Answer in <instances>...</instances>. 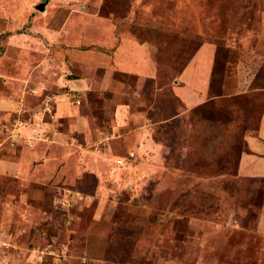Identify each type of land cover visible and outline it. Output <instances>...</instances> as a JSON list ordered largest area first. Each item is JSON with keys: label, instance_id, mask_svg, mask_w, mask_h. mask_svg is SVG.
<instances>
[{"label": "rangeland", "instance_id": "rangeland-1", "mask_svg": "<svg viewBox=\"0 0 264 264\" xmlns=\"http://www.w3.org/2000/svg\"><path fill=\"white\" fill-rule=\"evenodd\" d=\"M121 44L142 70L115 66ZM203 46L209 98L186 110L173 89ZM0 70L26 90L0 158L57 149L45 181L0 174V264H264V178L237 173L264 113V0H0Z\"/></svg>", "mask_w": 264, "mask_h": 264}, {"label": "crops", "instance_id": "crops-1", "mask_svg": "<svg viewBox=\"0 0 264 264\" xmlns=\"http://www.w3.org/2000/svg\"><path fill=\"white\" fill-rule=\"evenodd\" d=\"M123 45H119L114 52L113 60L115 66L129 71L141 69L134 60L136 58V51L130 49L129 52L124 53ZM208 46L201 47L194 57L190 59L178 79L181 85L173 89L174 94L182 102L186 110L200 106L209 98L214 57L210 56L211 50H208ZM1 61L3 62L5 59H1ZM42 63L46 65L45 69H47V72L53 75L54 69L52 68L51 61L45 59ZM81 65L83 66V64ZM109 76L110 73L107 71L104 80L96 83L100 90H110L114 85L113 80ZM107 77L110 79H107ZM22 81L18 76L10 73L8 70H0V125H3V121L8 120L11 112L19 111L17 110L19 106L18 99L20 101L25 100L24 93L26 90L22 88ZM81 81V77L76 84L72 81V92L82 94L92 88L89 81ZM38 88L40 89V87ZM34 92L38 93L37 88ZM62 104H64L63 101H56L57 114L59 115H62L65 110L59 106ZM116 109V113H120L123 106H118ZM68 111L70 110L68 109ZM30 138L33 139V137ZM39 141L34 142L35 144L32 147L29 146V142L22 144L21 149L17 151L15 160L4 161L0 158V174L16 172L19 176H24L29 181H45L48 177V170L55 166V160L53 158L55 157V153H57V149L53 147V143L48 144L49 149H46L44 143ZM244 141L248 151L243 152L239 156L237 164L238 176L245 178H264V113L261 115L258 128L252 133L246 134ZM60 142L62 141H57V143ZM58 148L61 150L60 147Z\"/></svg>", "mask_w": 264, "mask_h": 264}, {"label": "trees", "instance_id": "trees-1", "mask_svg": "<svg viewBox=\"0 0 264 264\" xmlns=\"http://www.w3.org/2000/svg\"><path fill=\"white\" fill-rule=\"evenodd\" d=\"M195 112H199L200 109H194ZM222 111V110H221ZM208 119H201L199 121L200 125L203 127L202 129H198L196 132L198 133V135H196L197 139L200 140L199 144L196 146V153L198 154L202 149V153L198 154V156L203 155L205 156V158L207 156H210L209 158H211V156H213V154H210V149H214V147H217L214 143H221L217 141V137L213 138L210 137L209 135L211 134V130H213L215 128V124L211 121L210 124H207ZM213 132V131H212ZM219 140V139H218ZM201 149V150H200Z\"/></svg>", "mask_w": 264, "mask_h": 264}, {"label": "water", "instance_id": "water-1", "mask_svg": "<svg viewBox=\"0 0 264 264\" xmlns=\"http://www.w3.org/2000/svg\"><path fill=\"white\" fill-rule=\"evenodd\" d=\"M46 1H48V0H46ZM39 10H44L45 9V6L42 4V5H38V7H37Z\"/></svg>", "mask_w": 264, "mask_h": 264}]
</instances>
